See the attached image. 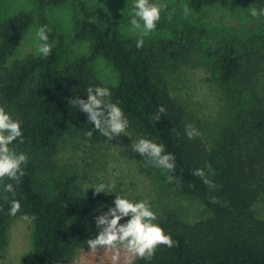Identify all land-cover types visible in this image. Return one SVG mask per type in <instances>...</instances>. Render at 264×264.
<instances>
[{
    "label": "trees",
    "instance_id": "1",
    "mask_svg": "<svg viewBox=\"0 0 264 264\" xmlns=\"http://www.w3.org/2000/svg\"><path fill=\"white\" fill-rule=\"evenodd\" d=\"M34 1L42 11L68 0ZM73 1L78 10L73 42H87L88 47L72 59L63 58L61 41L43 20L53 44L51 54H29L8 65V57L37 17L34 11L23 10L0 23V106L23 121V141L16 147L30 155L26 174L16 185L14 198L20 200L21 210L15 216L7 212L10 194L0 190V248L8 224L23 213L34 217L32 248L24 264H71L78 251L88 248L85 241L95 237L94 217L107 211L115 197L93 190L83 196L82 189L59 179L47 185L50 172L45 160L72 128L83 136L91 130L86 114L69 101L84 98L89 85H102L111 88V99L126 112L128 130L163 143L175 154L177 179L168 181L160 169L164 178L202 196L210 209L204 220L190 223L170 216L161 222L176 244L172 248L161 245L150 259L135 264H264V220L253 212L264 197V86L207 148L201 135L193 139L184 135L189 124L184 107L170 95L146 46L137 48L135 40L122 33L121 18H110L83 0ZM220 3L233 11L264 7V0H186V11L164 6L156 29L166 26L169 15H176L183 20L181 46L210 40L217 79L224 84L243 71L244 63L249 66L252 49L264 46V16L257 17L256 24L234 27L199 17L203 8ZM158 56V64L180 57L174 53ZM260 59L264 62V55ZM102 66L110 71L109 76L103 74ZM161 106L165 112L157 120ZM98 135L93 132L91 139ZM197 168L204 170V178L193 175Z\"/></svg>",
    "mask_w": 264,
    "mask_h": 264
},
{
    "label": "rangeland",
    "instance_id": "2",
    "mask_svg": "<svg viewBox=\"0 0 264 264\" xmlns=\"http://www.w3.org/2000/svg\"><path fill=\"white\" fill-rule=\"evenodd\" d=\"M87 6L97 7L110 18H121L119 27L122 33L136 40L130 31L128 18L131 0H83ZM165 7H175L186 11V0H155ZM251 7L242 11L230 10L224 3L202 9L199 17L228 26H249L258 22L250 15ZM34 11L36 20L19 40L7 64L14 59H22L36 54L34 34L38 26L46 21L53 29L56 39L62 43L63 58L72 59L87 50V42H73L77 17V7L73 0L60 6H47L40 11L34 0H0V23L13 17L19 11ZM166 26L155 29L144 39L158 73L165 79L170 95L185 109L188 122L195 125L207 148H211L221 138L224 130L233 122L237 113L244 111L250 99L260 94L264 86V46L252 49L249 66L243 64L240 74L228 83L217 79L214 67V44L208 39L197 43L179 42L183 20L176 15L166 18ZM169 40L171 41L169 43ZM168 45V46H167ZM238 51L240 48L238 47ZM180 55L179 58L158 64V55ZM37 55V54H36ZM156 57V58H155ZM105 76L110 71L102 66ZM130 136L120 134L108 140L98 135L91 139L83 136L76 127L62 135L55 150L45 160L50 178L47 185L56 179L82 189L83 182H95L101 175L106 181H115L116 191L123 192L132 199L148 198L157 213V222L165 223L170 216L187 222L204 220L210 215L205 199L185 187L169 183L160 169L143 164V157L136 153L131 144L137 136L128 130ZM44 162V163H45ZM88 190H93L89 188ZM115 197V194H110ZM256 216L264 220V197L253 207ZM32 222H25L21 216L14 217L7 226L5 239L0 248V264H24L29 259L32 248ZM112 252L89 248L77 252L71 264H114ZM115 264H125L121 254Z\"/></svg>",
    "mask_w": 264,
    "mask_h": 264
},
{
    "label": "clouds",
    "instance_id": "3",
    "mask_svg": "<svg viewBox=\"0 0 264 264\" xmlns=\"http://www.w3.org/2000/svg\"><path fill=\"white\" fill-rule=\"evenodd\" d=\"M163 4L155 0H131L128 24L130 31L136 35L135 46L141 48L144 39L157 28L161 19ZM252 17L264 16V7H253L250 11ZM49 28L47 24L36 28L33 37L35 53L47 57L51 54L53 44L49 41ZM112 90L102 85H89L84 93V98L74 97L69 103L78 108L87 116L88 123L92 126L85 136L91 138L93 132L112 140L113 137L123 134L130 136L128 129L130 121L124 109L118 102L111 99ZM165 112L161 106L155 119ZM23 121L16 118L14 113L4 106H0V190L10 194L7 198V212L15 216L21 210V202L15 199L16 185L26 174L30 155L19 150L16 145L23 141ZM184 135L193 139L201 135L199 129L189 123L185 125ZM131 148L143 157V164L148 167L161 169L168 181L177 179L174 175L176 169V156L167 151L163 143L141 134L133 139ZM193 175L205 177L201 168L193 171ZM204 183L211 185V181L204 179ZM83 196L91 188L94 194H115L112 206L101 215L94 217L97 233L94 238H89L85 244L89 249L96 251L98 248L108 249L112 252L111 260H119L124 254L125 264H135L139 259H150L161 245L172 248L176 241L157 222V213L154 211L148 198L132 199L123 192L116 191L115 181H106L102 175L92 183L83 182ZM21 218L25 222L34 220L33 216L23 213ZM124 218H127L124 220ZM123 222L121 223V221Z\"/></svg>",
    "mask_w": 264,
    "mask_h": 264
}]
</instances>
